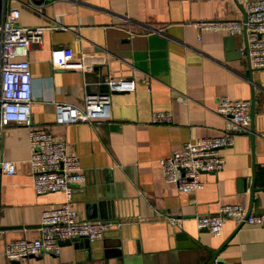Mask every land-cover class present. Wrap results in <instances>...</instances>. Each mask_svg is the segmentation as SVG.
Masks as SVG:
<instances>
[{
    "label": "crops",
    "instance_id": "crops-1",
    "mask_svg": "<svg viewBox=\"0 0 264 264\" xmlns=\"http://www.w3.org/2000/svg\"><path fill=\"white\" fill-rule=\"evenodd\" d=\"M244 1L2 0L3 10L18 8L20 25L54 26L42 31L41 42L25 56L30 117L77 155L84 181L70 185L68 192L36 194L27 161V128L3 126L0 159L14 161L16 169L0 172V264H264V225L227 219L214 235L193 218L214 213L224 203L264 213V68L249 65L243 30L195 25L239 19ZM54 47L66 48L72 59L80 52L99 53L104 62L89 71L52 68L49 52ZM106 75L135 80L134 90L110 94L108 118L56 120L53 102L80 106L84 93L107 90L99 83ZM177 94L186 101H177ZM220 96L248 99L247 131L236 130L215 112ZM157 111L168 112L169 121H152ZM224 130L232 142L220 149L222 169L200 173L202 187L184 193L163 180L160 158L189 138ZM104 199L118 201V222L128 225L126 255L113 256L115 247L109 246L115 229L106 224L105 241L95 240L88 248L68 241L60 243L57 255L4 257L5 241L38 236L42 210L68 200L86 218L76 213L77 220L96 221L87 204ZM214 250L220 263L209 262Z\"/></svg>",
    "mask_w": 264,
    "mask_h": 264
},
{
    "label": "built area",
    "instance_id": "built-area-1",
    "mask_svg": "<svg viewBox=\"0 0 264 264\" xmlns=\"http://www.w3.org/2000/svg\"><path fill=\"white\" fill-rule=\"evenodd\" d=\"M0 0V133L9 123H18L27 128L29 148L28 165L31 186L36 194L62 190L68 192L69 186L84 181L76 154L68 151L66 143L52 135L47 129L34 124L30 117L31 76L28 49L41 42L45 28L54 26H24L18 23L19 10L16 7L2 9ZM199 29L226 30L245 33L244 51L248 63L255 68H264V0L243 2V16L239 19L200 20L195 22ZM52 68L78 69L89 71L104 62L99 53L80 52L72 59L66 48L54 47L49 52ZM99 83L107 90L100 93H84L80 106L53 102L56 120L59 122H96L109 117L110 94L129 92L135 88L131 77H112L106 75ZM175 99L186 101L185 96L177 94ZM215 112L226 118L238 131H247L250 124L248 99H234L220 96ZM169 113L157 111L152 121H169ZM232 135L224 130L216 136L189 138L177 149L158 160L162 178L175 184L182 192L202 187L200 173H216L222 169L223 155L220 149L229 146ZM15 162L0 159V172H15ZM197 226L211 234H218L225 220L236 224L248 223L264 225V213H249L237 203H224L214 213L194 214ZM106 224L101 221H80L68 200L41 211L38 236L32 239H11L3 244V255L8 260H17L29 255L48 252L59 253L60 242L73 237H86L89 240L102 237ZM227 264H231L228 262Z\"/></svg>",
    "mask_w": 264,
    "mask_h": 264
},
{
    "label": "water",
    "instance_id": "water-1",
    "mask_svg": "<svg viewBox=\"0 0 264 264\" xmlns=\"http://www.w3.org/2000/svg\"><path fill=\"white\" fill-rule=\"evenodd\" d=\"M117 202L118 201H115V200L113 201L109 199H104V200H96L94 203L89 202V204H87V206L90 208L89 211L92 212V214H89L90 215L89 217L91 220L101 221L104 224H108V229H115V233L112 234V235H115V237L111 240L112 245L109 246V247H115V250L113 251L114 253L113 256L127 254L126 242L129 239L128 225L126 223L119 224L120 222H118L120 215H119V212L117 213L118 211L117 208H119V205ZM104 206H105V213L103 212ZM76 210L78 211L76 212L78 213L77 215H81L80 219L85 220L86 218L84 217V215L81 214L80 208H76ZM107 234L108 233L106 231H103L102 237L100 238L89 240L86 237H73L70 239L63 240L60 243L69 241V242L76 243L79 247L88 248L91 246V244H93L95 240H100L104 242ZM136 242L137 241L135 240V244ZM136 250H137V247H136ZM216 254H217V250L210 252L209 262L215 260L217 263H220V259L216 258Z\"/></svg>",
    "mask_w": 264,
    "mask_h": 264
}]
</instances>
